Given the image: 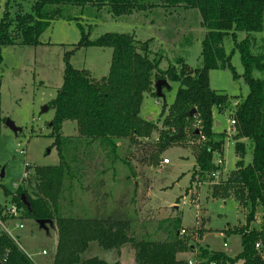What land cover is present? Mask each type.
I'll return each mask as SVG.
<instances>
[{
    "label": "trees",
    "instance_id": "1",
    "mask_svg": "<svg viewBox=\"0 0 264 264\" xmlns=\"http://www.w3.org/2000/svg\"><path fill=\"white\" fill-rule=\"evenodd\" d=\"M24 1L6 0L4 4L0 17V64L4 47L40 45V35L51 22L77 20L68 14L70 9L75 8L90 17L104 13L112 19L157 9L163 12L193 10L200 16V25L206 32L201 41V68L190 69L179 60L178 70L169 66L162 71L158 68L157 60L150 58L146 42L139 44L132 35L121 33H105L90 40L89 32L77 23L80 39L63 54L62 84L55 98L48 103V108L54 113L49 129L57 151L58 165L33 167L34 191L29 185L30 176L23 178L14 192L4 189L9 202L0 205V221L13 224L11 216L2 215L11 204L16 205L20 212L19 219L52 221L57 231L52 264H106L95 257L80 260L93 242L105 251H119L129 244L136 264H188L177 255L192 251L195 246L187 245L184 236L178 234V218L168 221L162 228L167 233L166 239L134 240L127 220L81 218L72 214V196L77 188H82L86 170L95 156L104 155L114 164L121 160L116 155L118 143L148 137L155 130V125L143 120L139 113L145 94L156 98L153 86L158 80L176 82L179 87L165 117L163 111L160 114L165 130L159 132L155 144L157 148L150 155L159 156L169 144L181 141L184 135L173 139L175 134L171 130L176 129L177 133L179 128L183 130L195 120L199 130H194L192 134L194 137L200 134L204 141L195 148L191 180L218 170L213 160L216 156L222 159L227 135L212 131L211 110L216 107L222 113L229 104V97L210 89L208 74L212 70L227 69L233 79L239 77L230 63L233 52L226 54L221 46L222 39L231 36L234 49L240 56L241 77L248 87V93L235 104L230 114L235 133L231 138L239 160L235 163V171L223 183L222 194L233 196L244 213V224L233 230L240 238L241 250L231 258L222 252L198 246L194 258L195 264H263L264 221L258 225L256 219L260 210L264 219V55L250 52L248 38L239 42L235 38L236 32L250 34L262 31L264 0ZM11 8H14L13 13L10 12ZM87 47L111 50L109 71L99 80L69 63L76 51ZM253 71L262 76L254 78ZM1 76L0 73V86ZM192 109L195 114L189 116ZM67 121L75 123V136L62 135V125ZM243 139L252 144L251 161L247 165L242 161L245 154ZM28 169L26 166L25 171ZM217 186L213 187L214 197L219 196ZM21 195L25 196L27 206L20 201ZM61 199L66 203L65 207L60 206ZM256 244L261 245L260 251L255 249ZM0 263L34 264L19 248L16 240L2 230Z\"/></svg>",
    "mask_w": 264,
    "mask_h": 264
},
{
    "label": "rangeland",
    "instance_id": "2",
    "mask_svg": "<svg viewBox=\"0 0 264 264\" xmlns=\"http://www.w3.org/2000/svg\"><path fill=\"white\" fill-rule=\"evenodd\" d=\"M5 2L0 0V17ZM13 10L11 8L10 12L13 13ZM79 12L76 8L69 10L68 14L76 17V21L60 19L51 22L42 31L39 38L41 44L38 46L12 45L2 49L0 173L3 171V177L0 178V205L9 202L3 190H16L24 178L26 166L29 167L27 173L31 177L29 185L34 191L36 183L33 167L58 165L59 159L49 129L54 113L48 108V103L55 98L62 84L63 54L80 39L77 23L89 32L90 40L105 33H121L132 35L139 44L146 42L150 58L157 60L158 68L162 71L169 66L178 70L179 60L190 69L202 66L201 41L206 29L200 25L197 11L163 12L157 9L117 19L104 13L90 17L86 12L81 13L82 10ZM245 38H248L252 54L264 55V22L261 32H236L237 42ZM221 46L226 54L233 52L230 63L239 77L233 79L227 69L212 70L208 74L210 89L229 97V104L222 113L216 107L211 110L212 131L227 135L222 164L216 171V177L206 174L191 180L195 148L204 141L200 134L197 137L192 134L194 130H199L195 120L183 129L181 141L169 144L159 155L160 161L166 159L167 163L156 167L151 165L149 155L157 148L155 144L159 132L165 130L160 114L163 111L165 117L179 87L176 82H166L167 85L162 88V97L145 94L140 106V117L152 122L155 130L148 137L123 140L122 144H118L116 155L121 160L114 164L104 155L93 158L83 178L82 188H77L72 196V214L81 218L111 217L127 220L134 240H164L167 233L162 228L168 221L178 218L179 231L186 232L183 238L187 245L195 246V249L178 254L177 257L191 262L198 246L222 252L231 258L240 252V238L233 230L244 224V213L233 196L222 194V186L232 171H235V163L239 160L231 138L235 133L230 124V114L235 104L245 98L248 87L241 77L240 56L234 49L231 36H225ZM110 58V49L87 47L76 51L69 63L73 68L86 70L91 78L99 80L107 75ZM252 76L260 78L262 75L253 71ZM7 120L20 131L14 133L9 129L6 126ZM171 131L176 134V129ZM61 132L64 137L75 136V123L64 122ZM241 141L245 149L242 161L247 165L251 161L252 144L247 139ZM216 159L220 158L216 156ZM216 185L219 187L218 197L212 196ZM59 204L66 206L62 199ZM261 214L260 210L256 219L258 225L264 221ZM0 223L10 229L20 248L32 255L34 264H52L57 243L54 224L47 225V230H44L39 229L33 220L23 218L19 219L22 229L13 227L12 222ZM1 230L4 231L0 224ZM220 233L225 234V239ZM120 250L121 255H118L117 250L105 251L93 242L80 260L95 257L106 264H136L129 244ZM42 251L46 255L39 254Z\"/></svg>",
    "mask_w": 264,
    "mask_h": 264
},
{
    "label": "water",
    "instance_id": "3",
    "mask_svg": "<svg viewBox=\"0 0 264 264\" xmlns=\"http://www.w3.org/2000/svg\"><path fill=\"white\" fill-rule=\"evenodd\" d=\"M167 83L166 81H163V80H158L154 83V91H155V96L156 98H160L162 97L161 95V92H162V88L164 86H166ZM193 114H195V110L192 109L190 112H189V116H192ZM6 126L11 129L14 133H17L20 131V129L16 128L10 121H6ZM198 131H196L197 133ZM183 135V130L181 128L178 129L177 133L172 137L173 139H177V138H181ZM149 159L151 160V165L153 167H156L159 163H160V158L157 154H151L149 156ZM3 177V171H1L0 173V178ZM20 201L25 205L27 206V202H26V199H25V196L24 195H21L20 196ZM36 225L38 226L39 229H44V230H47L46 226L47 225H52V221L50 220H37L35 221ZM1 264V263H0Z\"/></svg>",
    "mask_w": 264,
    "mask_h": 264
},
{
    "label": "built area",
    "instance_id": "4",
    "mask_svg": "<svg viewBox=\"0 0 264 264\" xmlns=\"http://www.w3.org/2000/svg\"><path fill=\"white\" fill-rule=\"evenodd\" d=\"M230 124L233 125V121H230ZM165 163H167V160H166V159H163V160L160 161L159 164H165ZM214 164H215L217 167H219V166L222 164V160H221V159H216V160H214ZM216 174H217V172H216V173L214 172V173H212V176H213V177H216ZM27 176H28V173L25 171V173H24V178H26ZM5 209H6V210H4L5 212H3V214L8 215V216H11V217L13 218V220H14V222H13V227H15V228H17V229H22L23 226L19 223V217H20L19 215H20V212L18 211L16 205L11 204V205H9L7 208H5ZM0 222H1V221H0ZM0 224L2 225V227H3V229H4V232L7 233L11 238H13V239L15 240V238H14L12 232L10 231V229H8L7 227H4L2 223H0ZM178 234H179L180 236H184V235L186 234V232H185L184 230H180ZM222 236H223V235H222ZM223 246H226V244H223ZM19 248H20V246H19ZM20 249H21V248H20ZM255 249H256L257 251H260V250H261V245H260V244H256ZM21 250H22V249H21ZM22 251H23V250H22ZM23 252H24V251H23ZM24 253H25V252H24ZM25 254H26V253H25ZM39 254H42V255L44 256V255H46V252H45V251H42V252L39 253ZM26 256H27L31 261H33V257H32V255L26 254ZM263 261H264V258H263ZM188 264H195V262H188ZM211 264H215V263H211ZM263 264H264V262H263Z\"/></svg>",
    "mask_w": 264,
    "mask_h": 264
},
{
    "label": "crops",
    "instance_id": "5",
    "mask_svg": "<svg viewBox=\"0 0 264 264\" xmlns=\"http://www.w3.org/2000/svg\"><path fill=\"white\" fill-rule=\"evenodd\" d=\"M118 144H119V143H118ZM193 166H194V165H193ZM220 235H221V237H223V238L225 239V236H224L225 234L223 235V234L220 233ZM222 235H223V236H222ZM200 238H201V237H200ZM200 238H199V239H200ZM223 247H226V246H223ZM209 250H210V249H209ZM210 251H211V250H210ZM118 252H119L118 255H121V250L118 251ZM195 254H196V253L193 254V257L195 256ZM179 259L184 260V261H187V262H191V261H189V260H187V259H182V258H179ZM193 262H195V258H193Z\"/></svg>",
    "mask_w": 264,
    "mask_h": 264
}]
</instances>
